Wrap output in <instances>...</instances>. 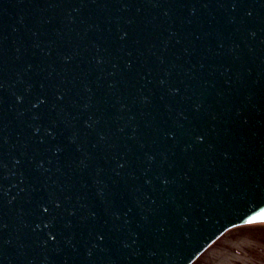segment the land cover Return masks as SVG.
Wrapping results in <instances>:
<instances>
[{
    "label": "water",
    "instance_id": "obj_1",
    "mask_svg": "<svg viewBox=\"0 0 264 264\" xmlns=\"http://www.w3.org/2000/svg\"><path fill=\"white\" fill-rule=\"evenodd\" d=\"M262 213L264 0H0V264H192Z\"/></svg>",
    "mask_w": 264,
    "mask_h": 264
},
{
    "label": "rangeland",
    "instance_id": "obj_2",
    "mask_svg": "<svg viewBox=\"0 0 264 264\" xmlns=\"http://www.w3.org/2000/svg\"><path fill=\"white\" fill-rule=\"evenodd\" d=\"M198 264H264V224L227 231Z\"/></svg>",
    "mask_w": 264,
    "mask_h": 264
},
{
    "label": "flooded vegetation",
    "instance_id": "obj_3",
    "mask_svg": "<svg viewBox=\"0 0 264 264\" xmlns=\"http://www.w3.org/2000/svg\"><path fill=\"white\" fill-rule=\"evenodd\" d=\"M225 233H227V231L225 232ZM225 233H223L222 234V236L225 234ZM222 236H220L216 241H214L200 256H198V258L192 263V264H198V260H200V258L201 257H204V255L214 246V244L216 243V242H218V240L222 237Z\"/></svg>",
    "mask_w": 264,
    "mask_h": 264
},
{
    "label": "snow or ice",
    "instance_id": "obj_4",
    "mask_svg": "<svg viewBox=\"0 0 264 264\" xmlns=\"http://www.w3.org/2000/svg\"><path fill=\"white\" fill-rule=\"evenodd\" d=\"M41 103H43V101H41ZM57 207H59V205H57ZM44 210H45V211H48V209H46V208H45ZM261 215L264 216V213H262ZM249 223H251V221H249ZM45 226L47 227L48 225H45ZM51 238H52V237H49V239H51Z\"/></svg>",
    "mask_w": 264,
    "mask_h": 264
}]
</instances>
